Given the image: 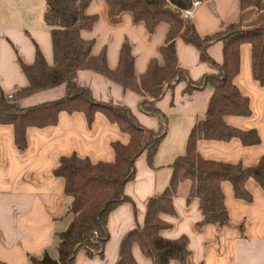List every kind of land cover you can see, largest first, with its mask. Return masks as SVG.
I'll use <instances>...</instances> for the list:
<instances>
[{"label":"crops","instance_id":"obj_1","mask_svg":"<svg viewBox=\"0 0 264 264\" xmlns=\"http://www.w3.org/2000/svg\"><path fill=\"white\" fill-rule=\"evenodd\" d=\"M88 16L97 17L90 31H83L85 40H94V56L106 52L110 69L116 70L120 53L128 43L135 57V72L143 76L150 62L164 63L161 48L165 44L169 26L160 24L149 33L142 23H135L129 13L114 16L107 0H89ZM199 1V0H197ZM194 10L193 23L202 37L225 31L230 25L240 23L245 29L264 25V10L241 9L240 0H204ZM45 0H0V90L13 94L29 86L21 62L33 65L37 49L46 62L54 64L51 30L44 22ZM179 67L191 81L198 82L217 74V68L201 58V52L182 39L176 42ZM217 64L223 62V44H213L208 51ZM241 68L234 84L250 100L252 115L249 118L229 116L225 122L235 128L255 130L261 144L245 147L238 139L229 142L200 141L198 151L204 159L229 164L257 166L264 161V85L253 78L252 46L243 45L240 52ZM78 84L91 90L96 100L131 109L146 128L157 130L159 120L141 112L144 98L93 72L81 71ZM187 83H179L158 102L157 108L168 117V131L154 161L149 165L147 155L136 163L135 178L125 186L128 202L121 204L109 216V240L104 247V257H89L80 252L76 264H117L123 239L145 223L148 204L162 195L169 186L174 161L185 155L189 136L196 124L205 118L212 96L211 84L200 90L185 92ZM65 96V86L53 88L17 101L21 108L55 101ZM130 137L104 116L97 115L89 126L81 113H61L56 126L27 130L28 148L20 152L15 144L14 129L0 125V264H32L30 257L41 258L46 252L58 259V233L66 230L69 217L65 212L71 199L65 195V181L55 176L63 157L74 154L89 158L93 163L113 162L114 142L128 144ZM246 188L251 202L237 199L233 187L225 182L222 191L229 212L225 227L206 225L199 199L188 202L191 183L179 186L173 201L176 214L162 215L171 224L161 231V236L177 240L189 239L190 255L187 264H264V190L255 180ZM133 256L138 264H153L135 244ZM171 264H180L177 261Z\"/></svg>","mask_w":264,"mask_h":264},{"label":"trees","instance_id":"obj_2","mask_svg":"<svg viewBox=\"0 0 264 264\" xmlns=\"http://www.w3.org/2000/svg\"><path fill=\"white\" fill-rule=\"evenodd\" d=\"M44 22L51 30L54 64L50 66L40 49H37L33 65L21 62L29 86L13 93V97L0 90V125L14 129L15 144L20 152L28 148L27 130L56 126L59 115L81 113L92 126L97 115L104 116L130 137L128 144L114 142L113 162L93 163L89 158L74 154L63 157L55 176L65 181V195L71 204L65 212L69 224L58 233V259H52L46 252L41 258L30 257L32 264H76L80 252L87 256L104 257V247L109 240L108 221L110 214L121 204L128 202L125 186L136 175L135 163L143 154L149 165L154 167L155 157L168 131V117L157 108L169 90L179 83H187L185 92L200 90L205 84L213 88L205 118L193 128L185 155L178 157L171 165L173 174L165 192L150 200L143 227L130 232L122 241L117 264H138L132 248L137 244L145 257L153 264H171L177 261L187 264L190 251L189 239L184 236L170 240L161 236V231L171 224L162 215L176 214L173 201L179 186L191 183L188 202L199 199L204 219L200 224L225 227L229 224V212L225 205L222 185H232L235 197L245 202L252 201L246 188L249 180H255L264 190V161L257 166L229 164L204 159L198 151L200 141L229 142L238 139L243 146L261 144L255 130L244 131L228 125L229 116L249 118L252 115L250 100L242 95L234 84L241 68L240 52L243 45L252 46L253 78L264 85V25L245 29L238 24L230 25L225 31L202 37L192 21H186L183 12L192 7L193 0H107L114 16L129 13L135 23H142L149 33L166 23L169 32L161 48L164 63L157 59L150 62L143 76L135 72V57L132 47L126 43L120 53L116 70L109 68L106 52L99 56L92 54L95 41L85 40L83 31H90L97 17L88 16L89 0H45ZM201 1V0H199ZM204 1V0H202ZM241 9L264 10V0H240ZM182 39L187 45L196 47L205 62L217 68V74L207 76L198 82L191 81L178 65L176 42ZM216 43L223 44V62L217 64L210 57L209 48ZM81 71H93L120 85L125 91H132L144 98L141 112L159 120V128L144 127L134 113L125 106H116L95 99L91 90L81 87L77 78ZM65 86V96L43 104L21 108L17 101L39 92Z\"/></svg>","mask_w":264,"mask_h":264},{"label":"built area","instance_id":"obj_3","mask_svg":"<svg viewBox=\"0 0 264 264\" xmlns=\"http://www.w3.org/2000/svg\"><path fill=\"white\" fill-rule=\"evenodd\" d=\"M200 2L197 1V0H193V4H192V7L188 10H185L183 12V17L186 21H193V18H194V10L195 8H197L199 6ZM13 95L12 94H9V98H12Z\"/></svg>","mask_w":264,"mask_h":264}]
</instances>
